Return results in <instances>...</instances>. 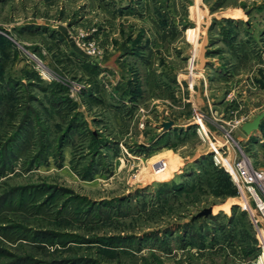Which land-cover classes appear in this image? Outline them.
<instances>
[{
	"label": "rangeland",
	"instance_id": "374dc122",
	"mask_svg": "<svg viewBox=\"0 0 264 264\" xmlns=\"http://www.w3.org/2000/svg\"><path fill=\"white\" fill-rule=\"evenodd\" d=\"M263 111L264 0H0V264H264Z\"/></svg>",
	"mask_w": 264,
	"mask_h": 264
},
{
	"label": "built area",
	"instance_id": "2783aa9c",
	"mask_svg": "<svg viewBox=\"0 0 264 264\" xmlns=\"http://www.w3.org/2000/svg\"><path fill=\"white\" fill-rule=\"evenodd\" d=\"M197 124L199 133L210 139L215 164L222 165L231 176L239 187L246 210L255 223H258L259 218L256 212L264 217V170L252 168L247 157L240 158L233 155L227 134L211 132L213 138H210L209 130L202 116L199 117Z\"/></svg>",
	"mask_w": 264,
	"mask_h": 264
},
{
	"label": "water",
	"instance_id": "95a60500",
	"mask_svg": "<svg viewBox=\"0 0 264 264\" xmlns=\"http://www.w3.org/2000/svg\"><path fill=\"white\" fill-rule=\"evenodd\" d=\"M204 50L202 49V52ZM202 61H204V57L203 55L201 56ZM264 119V111L257 114L256 117L252 120V121H246L242 124V130L247 133V134H251L252 132L256 131L259 129L262 120ZM173 125V121H169V122H165L164 126L166 128H169ZM211 212V209H206L204 211L205 214H209Z\"/></svg>",
	"mask_w": 264,
	"mask_h": 264
},
{
	"label": "crops",
	"instance_id": "0c3cea01",
	"mask_svg": "<svg viewBox=\"0 0 264 264\" xmlns=\"http://www.w3.org/2000/svg\"><path fill=\"white\" fill-rule=\"evenodd\" d=\"M256 109H257L256 107H250V111H251V112H256ZM255 117H256V116L254 115L253 118H250L249 120L252 121ZM254 132H255V131H254ZM251 134H253V132H252ZM251 134H247V133H245V132L241 129V135H242V137H240V138H242V139H244V138H249V136H251Z\"/></svg>",
	"mask_w": 264,
	"mask_h": 264
},
{
	"label": "trees",
	"instance_id": "16d2710c",
	"mask_svg": "<svg viewBox=\"0 0 264 264\" xmlns=\"http://www.w3.org/2000/svg\"><path fill=\"white\" fill-rule=\"evenodd\" d=\"M227 173V172H226ZM228 174V173H227ZM229 175V174H228ZM230 176V175H229Z\"/></svg>",
	"mask_w": 264,
	"mask_h": 264
}]
</instances>
